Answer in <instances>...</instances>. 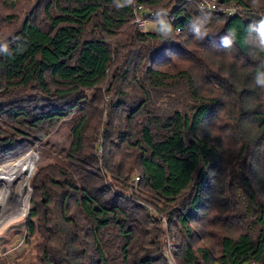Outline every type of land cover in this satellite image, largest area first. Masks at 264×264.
Segmentation results:
<instances>
[{
  "label": "trees",
  "instance_id": "1",
  "mask_svg": "<svg viewBox=\"0 0 264 264\" xmlns=\"http://www.w3.org/2000/svg\"><path fill=\"white\" fill-rule=\"evenodd\" d=\"M63 1L47 4L57 11L47 30L25 19L0 44V227L29 208L35 157L10 158L76 112L63 157L30 180L39 264H167L162 228L116 188L128 181L165 202L168 225H181L179 264H264V0H218L239 9L229 17L198 9L200 0ZM135 5L160 13L153 31L133 23ZM130 69L133 88L116 87L95 144L97 93L85 90L108 73L112 84L127 81ZM190 122L185 142L180 125ZM197 144L211 145L212 159L190 154Z\"/></svg>",
  "mask_w": 264,
  "mask_h": 264
},
{
  "label": "rangeland",
  "instance_id": "2",
  "mask_svg": "<svg viewBox=\"0 0 264 264\" xmlns=\"http://www.w3.org/2000/svg\"><path fill=\"white\" fill-rule=\"evenodd\" d=\"M49 1L50 0H0V44L8 37H11L25 19H28L29 21L34 22L44 30H47L49 28L48 13H51L53 15L57 14V11L52 8L48 10V13L46 12V7L47 4H49ZM61 2L64 4L63 0H61ZM145 9L149 10L147 8ZM154 13L157 15V18L160 17L159 12ZM157 18L149 21V23L147 24L148 31H153L156 28ZM133 23L136 25L135 18L133 19ZM88 30L93 31V28L89 26ZM120 37L121 35H118L113 38L106 37L105 40L107 42L112 43L115 38ZM125 52L126 49L125 51H123V53ZM145 61L146 60L144 59L142 65L143 63H145ZM146 63L148 65L152 64V62L149 60H147ZM119 76L121 75L117 73V77ZM128 76L129 78L127 79V81H123V79L120 78L117 79V82L115 81L116 84H112L110 73H108V76L103 81H101L95 89L85 90L87 96H90L92 92L97 93V98H95V102H93L94 105L92 107H89L88 112L90 115V124L96 125L97 127L93 128V131L88 130L89 134H91V132H95V135L93 133L91 134L95 137V144L99 143L102 138L104 125L105 122L108 120V107L111 103H114L116 101V98L120 93L116 91V87L121 85L124 89L127 88L126 85L129 84V81L133 77V69L129 70ZM129 87L130 88H127V90L131 91V89L133 88L131 83L129 84ZM159 104L161 106L168 105L167 101ZM76 114L77 113L75 112L74 115L76 116ZM74 115L72 113L68 117L60 119L54 125V127L50 129V133L47 135V137H44L40 141L36 142L35 146L26 151L25 154H21L22 156L19 155L20 157L17 156L18 158H10L12 160H15L24 158L28 155H33V157H35V165L28 180L29 189L31 191L28 199V211L26 215L13 217L6 220L4 224L0 227V258L8 260L10 263L39 264L36 260L35 247V244L39 238V233L36 229L37 209L32 198L34 193L30 184V180L39 165L45 164L54 158L63 157L64 151L69 145L71 139V136L69 134V128L73 119L72 117ZM123 118L126 120L127 123L131 124V126L134 124V120L128 121L126 119L127 117H125V114L123 115ZM135 121L138 122L139 118H137ZM180 126L181 138L184 139V141L186 142L188 140V136L192 137L193 124L192 122L188 123L187 125L183 123ZM175 127H177V124L173 128ZM136 135V132H134L132 137H135ZM204 147H202L201 145L199 146L197 144L196 147H194V149L190 151V154L195 155L197 158H203L206 161L212 159L214 155V148L211 145H206ZM10 159L8 160L11 161ZM134 179L136 180V176ZM128 182L129 183L126 186H120L119 184H116V182L114 183L116 184V188L120 192L123 191L122 193L130 195L129 197L133 198L131 199L132 201L139 203L143 208H145L147 213L151 216L150 220H152L156 226L158 225L162 228V234L160 235L162 254L166 252L167 249L173 250L175 253L176 250L179 249L180 246H182V244L186 240L181 225L176 221H173L172 224L168 225L167 214L165 210H163L165 202L157 198L151 197V193L146 192L142 187L133 186V188L131 189L129 187V184L131 183L130 181ZM188 192L189 191L187 188L181 193L182 195L180 196L187 195ZM130 193H133V197ZM174 218L176 220V215L173 217V220ZM150 224L151 223H149V225ZM191 226H194V224H192ZM197 244L204 245L208 244V242L205 243V241L200 240L197 241ZM213 249V253L216 254L217 248L215 249V245L213 246Z\"/></svg>",
  "mask_w": 264,
  "mask_h": 264
},
{
  "label": "built area",
  "instance_id": "3",
  "mask_svg": "<svg viewBox=\"0 0 264 264\" xmlns=\"http://www.w3.org/2000/svg\"><path fill=\"white\" fill-rule=\"evenodd\" d=\"M198 9L206 12H219L228 17L235 15L239 11V9L233 5H218V0H200ZM133 12L136 26L142 31H148L147 24L149 21L157 18V15L153 11L146 10L141 5H136ZM163 257L167 264H179L173 250L167 249V251L163 253ZM245 264H263V262L252 260Z\"/></svg>",
  "mask_w": 264,
  "mask_h": 264
},
{
  "label": "clouds",
  "instance_id": "4",
  "mask_svg": "<svg viewBox=\"0 0 264 264\" xmlns=\"http://www.w3.org/2000/svg\"><path fill=\"white\" fill-rule=\"evenodd\" d=\"M165 33L170 32V28L163 29ZM259 34H260V41H259V48L261 51H264V19L259 22ZM256 83L258 85L264 86V72H260L259 75L256 77Z\"/></svg>",
  "mask_w": 264,
  "mask_h": 264
}]
</instances>
